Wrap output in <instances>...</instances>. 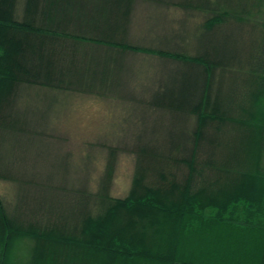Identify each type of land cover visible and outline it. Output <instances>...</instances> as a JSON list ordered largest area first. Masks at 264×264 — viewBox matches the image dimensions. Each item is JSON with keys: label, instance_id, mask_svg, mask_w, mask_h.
<instances>
[{"label": "trees", "instance_id": "16d2710c", "mask_svg": "<svg viewBox=\"0 0 264 264\" xmlns=\"http://www.w3.org/2000/svg\"><path fill=\"white\" fill-rule=\"evenodd\" d=\"M140 4L150 13L142 38L132 34ZM263 5L0 0V180L8 194H37L0 197V264H20L13 237L34 242L22 264H264ZM138 56L160 60L150 86L129 81ZM48 92L153 118L122 131L137 160L125 197L108 193L117 153L109 145L98 191L64 184L60 206L38 195L54 182L34 176L27 144L55 138L31 123L35 107L19 105ZM159 111L168 123L155 121Z\"/></svg>", "mask_w": 264, "mask_h": 264}, {"label": "rangeland", "instance_id": "374dc122", "mask_svg": "<svg viewBox=\"0 0 264 264\" xmlns=\"http://www.w3.org/2000/svg\"><path fill=\"white\" fill-rule=\"evenodd\" d=\"M261 3L263 5L264 0H261ZM262 7L261 9H264V5ZM167 12L168 16L174 20H178L181 13L174 9ZM149 15L150 13L145 5H138L133 16L135 26L132 29V34L135 37L142 38L148 34L145 32L146 29L143 28ZM137 60L139 61L137 64L133 63L135 65L132 66V72L130 73L134 78L127 79L136 84L137 87L150 86L152 79L155 78L151 70L159 65L160 60L149 56H138ZM136 90L138 92L140 89L137 88ZM137 92L135 96H140ZM25 96L23 99L27 98ZM43 98L36 99L35 104L23 102L19 105L21 109L31 108L33 110L35 107L36 111L31 123H38V125L45 126L48 130L52 127L53 131L49 134L55 138L42 140L34 138L27 144L26 150L29 154L31 149L32 156L28 158L27 164L32 165V171H35L34 176L39 180L46 181L51 178L54 182L53 187L58 188V192L55 188H52L50 192L48 190L49 193L42 191L38 195L47 199L50 198L55 206H60L67 202V197L62 191L64 190L62 187H65L64 184L67 185L66 189H68L71 183L79 182L82 183V189L86 188L92 193L98 191L99 182L106 172L105 167L108 157L105 146L109 145L116 148L117 153L113 161V175L111 176V182L108 184V193L114 198L125 197L131 187L137 160L134 152L135 148L131 145V139L129 137L124 138L122 131L128 129L130 132L132 130L137 131L139 121H143L145 118L146 122L152 124L154 122L153 118H148L147 115L143 116L140 109L130 108V106L127 108L126 105L121 107L118 105L119 109L113 110L111 109L113 107L112 103L99 102L93 97L75 95L72 98L64 93L48 92ZM33 99H35L34 94L30 97V100ZM161 115H163L161 111L155 113V117L158 119L155 121L168 123L169 115L165 114L163 118ZM40 122L44 124H39ZM159 133V130L156 131L153 137L161 139ZM122 138L124 139L119 140ZM114 140L120 143L114 144ZM157 143V145L160 144ZM172 171H175V169ZM59 173L61 174L59 175ZM9 191L10 184L0 180V197L6 199L8 197L9 200H12L13 194L14 203L28 200L27 195H37L35 191L32 193L17 189L8 194ZM11 243H13L14 249L12 257L20 264L26 262L31 254V247L34 246V242L26 238L13 237Z\"/></svg>", "mask_w": 264, "mask_h": 264}]
</instances>
